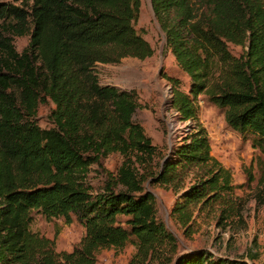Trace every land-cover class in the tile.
Segmentation results:
<instances>
[{
	"label": "trees",
	"instance_id": "obj_1",
	"mask_svg": "<svg viewBox=\"0 0 264 264\" xmlns=\"http://www.w3.org/2000/svg\"><path fill=\"white\" fill-rule=\"evenodd\" d=\"M149 4L165 49L189 80L184 91L168 77L169 108L188 124L163 153L133 119L136 93L101 85L94 70L151 56L134 29L139 0H0V264H94L98 250L126 244L133 247L127 264H247L202 248L178 253L148 187L178 193L169 215L187 229L202 213L236 215L233 191L253 180L264 199V0ZM24 35L17 52L12 38ZM199 96L263 156L256 174L251 164L242 169V183L233 184L211 155ZM48 101L49 127L41 128L37 107ZM111 153L121 157L114 172L101 166ZM32 211L75 220L80 240L56 251L52 239L30 230Z\"/></svg>",
	"mask_w": 264,
	"mask_h": 264
},
{
	"label": "rangeland",
	"instance_id": "obj_2",
	"mask_svg": "<svg viewBox=\"0 0 264 264\" xmlns=\"http://www.w3.org/2000/svg\"><path fill=\"white\" fill-rule=\"evenodd\" d=\"M5 1L19 4V0ZM134 29L149 43L151 56L143 60L126 57L116 64H96L94 70L101 85L131 89L136 93L138 105L133 119L163 153L168 145L180 139L188 124L177 121L169 108V100L165 98L167 93H171L168 77L176 78L184 91L188 88L189 80L185 73L176 68L172 56L165 49L163 33L152 15L149 0H139ZM27 41L28 35L13 37L12 45L20 52ZM228 49L232 54L240 51L238 46L231 44H228ZM50 108L52 103L49 101L37 107L36 122L41 128L49 127L47 115ZM198 122L207 132L211 155L229 169L233 184L243 182L242 169L250 164L256 174L255 163L263 160V156L251 147L250 135L242 137L231 130L223 120L222 110L202 96L198 100ZM120 162V155L111 153L101 159V166L114 172ZM92 169L90 181L96 188L100 185V173L95 165ZM148 189L154 196L156 216L175 237L178 253L202 248L217 255L240 257L247 264H264V199L258 196L256 180L248 188L234 189L232 205L236 215L219 220L212 214L202 213L188 229L169 215L178 193L156 184ZM29 228L40 236L52 239L56 251H69L83 234V228L73 219L69 224L64 223L61 217L46 220L36 211L31 212ZM132 252L130 244L121 249L103 248L96 253L94 264H127Z\"/></svg>",
	"mask_w": 264,
	"mask_h": 264
},
{
	"label": "built area",
	"instance_id": "obj_3",
	"mask_svg": "<svg viewBox=\"0 0 264 264\" xmlns=\"http://www.w3.org/2000/svg\"><path fill=\"white\" fill-rule=\"evenodd\" d=\"M170 92H171V91H170ZM165 98L168 99V100L170 101V99H171V93H169V94L167 93V94L165 95ZM169 101H168V102H169ZM173 114H174V113H173ZM186 122H188V121H186ZM186 122H183V125H184Z\"/></svg>",
	"mask_w": 264,
	"mask_h": 264
}]
</instances>
